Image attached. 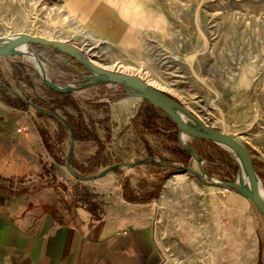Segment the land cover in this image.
<instances>
[{
  "label": "rangeland",
  "instance_id": "rangeland-1",
  "mask_svg": "<svg viewBox=\"0 0 264 264\" xmlns=\"http://www.w3.org/2000/svg\"><path fill=\"white\" fill-rule=\"evenodd\" d=\"M23 33L67 41L97 66L141 78L178 100L209 127L252 145L259 151L256 157L264 170V0H0V38ZM26 52L41 62L46 77L56 85H72L89 76L85 69L49 48L34 50L29 45ZM0 79L30 100L47 105L38 107L55 109L62 119L64 112L70 111L77 119L71 102L51 95L38 68L27 57L0 59ZM70 99L79 107L86 129L101 139L100 145L85 140L95 143L100 153L104 149L103 155L94 158L101 163L111 166L122 160L134 163L151 157L156 162L175 163L199 172L192 158L175 152L177 134L173 140L162 112L144 119L148 102L125 96L114 85L78 89ZM31 112L42 129L57 132L52 118ZM20 126L23 123L19 118L3 113L0 138L6 137L8 143L17 141L15 129ZM50 136L54 141L58 133ZM63 136L59 156L65 159L69 138L67 133ZM183 142L197 146L208 178L229 182L244 179L230 152L186 137ZM19 155L17 148L14 156ZM96 160L90 159L76 173L98 174L93 170ZM46 169L53 175L52 167ZM116 172L121 185L127 182L131 186L146 182L149 175L152 179L147 182L161 185L176 173L149 160L133 169L117 168ZM45 176L40 182L46 188H68L72 194L86 188L71 175V184L63 186L51 182L50 175ZM183 176L186 180L194 177ZM18 183L13 181V187L8 182L6 186L19 188ZM220 189L222 196L229 192ZM252 207L255 240V234L264 231V219ZM238 232L230 230V235H240Z\"/></svg>",
  "mask_w": 264,
  "mask_h": 264
},
{
  "label": "crops",
  "instance_id": "crops-1",
  "mask_svg": "<svg viewBox=\"0 0 264 264\" xmlns=\"http://www.w3.org/2000/svg\"><path fill=\"white\" fill-rule=\"evenodd\" d=\"M30 109L12 107L0 97V117L5 113L23 123L15 129L17 141L0 138V264H264V231L254 240L253 205L234 191L222 196L220 188H206L196 177L186 180L188 174L170 175L156 198L138 202L123 198L117 169L94 182L82 181L102 209L94 220L71 189L46 188L40 182L47 165L53 168L51 182L71 184L64 166L67 153L65 159L59 156L60 143L53 148L57 160L48 155ZM17 148L21 155L14 156ZM99 153L95 143L74 140L70 168L77 172ZM108 164L98 159L93 170L100 172ZM258 167L264 182V170ZM13 181L19 188L6 186L11 182L14 187ZM128 185L135 197L152 191L145 182ZM230 230L240 235H230Z\"/></svg>",
  "mask_w": 264,
  "mask_h": 264
},
{
  "label": "water",
  "instance_id": "water-1",
  "mask_svg": "<svg viewBox=\"0 0 264 264\" xmlns=\"http://www.w3.org/2000/svg\"><path fill=\"white\" fill-rule=\"evenodd\" d=\"M29 45L42 46L58 51L60 54L67 56L76 62L80 67L85 69L89 76L80 80L78 83L67 86H59L52 83L45 75L44 68L40 61L34 55L24 56L21 50H27ZM28 57L38 68L41 80L50 90L56 93H74L78 89L87 88L96 85H114L120 87L125 96L138 98L148 102L154 108L160 110L175 126L177 132L178 146L194 160L198 166L199 172H195L189 167L181 166L175 163L156 162L151 157H145L138 162H117L101 170L94 176H82L74 172L69 165L70 156L74 146V138L68 130L66 123L55 113L47 111L33 104L31 101L23 97L15 89L3 85L0 82V87L4 88L14 97L18 98L21 103L34 111L44 114L55 120L63 128L68 131L69 148L66 155L65 168L67 172L76 180L88 182L99 179L109 172H112L120 167L133 168L144 161H152L157 165L165 168L176 169V173L190 174L196 177L202 184L214 186L222 189L232 190L246 198L256 208L258 213L264 219V191L263 182L260 178L257 158L251 148L244 142L240 141L236 136L227 134L222 131L215 130L203 123L197 116L190 112L178 100L169 94L153 87L146 83L141 78L123 74L114 71L105 70L97 66L81 49L75 45L60 39H48L37 35L17 34L14 36L0 38V59L9 57ZM81 83L79 87L76 84ZM197 140L221 147L229 152H236L243 159L246 166V179H238L229 181H216L208 178L202 166V160L196 153L195 149L190 144L183 142L184 138ZM236 160V159H235ZM237 161V160H236ZM238 167L241 169L239 162Z\"/></svg>",
  "mask_w": 264,
  "mask_h": 264
},
{
  "label": "trees",
  "instance_id": "trees-1",
  "mask_svg": "<svg viewBox=\"0 0 264 264\" xmlns=\"http://www.w3.org/2000/svg\"><path fill=\"white\" fill-rule=\"evenodd\" d=\"M31 48L35 50L38 48L43 49L45 47L31 45ZM52 51L54 53L62 55L56 50H52ZM62 56H64V55H62ZM65 57L68 58L67 56H65ZM68 59H70V58H68ZM70 60L73 61L72 59H70ZM74 63L76 65H78L76 62H74ZM0 82H1V79H0ZM3 85H5V84H3ZM5 86H7V85H5ZM50 91H51V95H53V97H55L56 99L60 98L61 100H69L71 102L70 105L77 112V119H75L73 116H70L66 112H64V114H65L64 119L61 118L66 123L68 130L72 133L74 140H76V141L92 140L96 144L100 145V140L98 139L97 135L94 134L93 132H89L86 129V127L84 126V122L82 121V116L80 114L79 107L76 105V103L74 101H72L70 99V93H56V92H53L52 90H50ZM21 94L25 97V95L23 93H21ZM0 97L2 98V100L5 103H7L8 105H10L12 107L20 108L23 110L29 109V107H27L26 105L21 103V101L18 98L11 97L10 94H7L6 90L4 88H1V87H0ZM25 98L28 99L29 101H31L36 106L37 105H40V106L44 105L47 107L45 102L40 101V103H39L38 101L30 100L27 96ZM49 110H50V112H53L56 115H58L57 112L55 111V109L50 108ZM158 112L161 113L160 110L149 105L148 108L145 109V114H143V117H144V119H147V118L151 119V118L157 117ZM164 118L168 122V125L170 126L169 128L171 129V132L173 133V140H175L176 139L175 135L177 134L176 128H175L174 124L166 116H164ZM145 124H146V121H144V125ZM57 126H58L59 132H58V137L54 138V141L57 142L58 144H60L64 138L63 134H66V133L68 134V131L58 123H57ZM36 128H37L38 134L40 136L41 142L44 145L48 155L50 157H52L54 160L55 159L57 160V158L55 157V154H54V149H53L55 143H54V141H52L51 136L47 133L46 130L40 128L39 126H37ZM174 150H175V152L181 154L184 158H189V155L186 154L179 146H176V148ZM46 167H47V165L43 166V171H44V174H46L48 176L51 173H50V171H48V169H46ZM171 169L176 171V169H173V168H171ZM52 171H53V169H52ZM145 184L149 185L151 187L152 191L148 195H144L142 197L133 196L132 190L130 189L127 182L122 184L121 190H122L123 198L129 202H138V201H144V200L156 198L160 184L154 183V182H147V181L145 182ZM62 186H63V184H62ZM76 196H77V198H76L77 202H80L82 204V206H84V208L92 215V218L94 220H98L100 218V214H102V209H99L97 207L98 202L96 201L95 195L89 193L86 189H84L81 193H79V194L76 193Z\"/></svg>",
  "mask_w": 264,
  "mask_h": 264
},
{
  "label": "bare ground",
  "instance_id": "bare-ground-1",
  "mask_svg": "<svg viewBox=\"0 0 264 264\" xmlns=\"http://www.w3.org/2000/svg\"><path fill=\"white\" fill-rule=\"evenodd\" d=\"M21 52H22V54L24 55V56H30V54L28 53V52H26V50H21ZM28 58V57H27ZM229 152L232 154V156L239 162V164H240V167H241V171H242V175H243V177H244V179H246V166H245V163H244V161H243V159L241 158V156H239L236 152H234V151H231V150H229Z\"/></svg>",
  "mask_w": 264,
  "mask_h": 264
},
{
  "label": "built area",
  "instance_id": "built-area-1",
  "mask_svg": "<svg viewBox=\"0 0 264 264\" xmlns=\"http://www.w3.org/2000/svg\"><path fill=\"white\" fill-rule=\"evenodd\" d=\"M224 190H228V189H224Z\"/></svg>",
  "mask_w": 264,
  "mask_h": 264
}]
</instances>
